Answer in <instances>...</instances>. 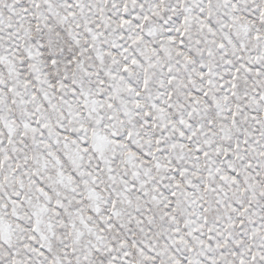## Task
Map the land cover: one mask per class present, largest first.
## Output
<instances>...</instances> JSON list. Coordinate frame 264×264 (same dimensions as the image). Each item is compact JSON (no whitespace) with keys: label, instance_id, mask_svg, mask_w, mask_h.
I'll list each match as a JSON object with an SVG mask.
<instances>
[{"label":"snow or ice","instance_id":"6c2138e0","mask_svg":"<svg viewBox=\"0 0 264 264\" xmlns=\"http://www.w3.org/2000/svg\"><path fill=\"white\" fill-rule=\"evenodd\" d=\"M0 264H264V0H0Z\"/></svg>","mask_w":264,"mask_h":264}]
</instances>
